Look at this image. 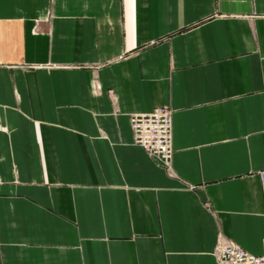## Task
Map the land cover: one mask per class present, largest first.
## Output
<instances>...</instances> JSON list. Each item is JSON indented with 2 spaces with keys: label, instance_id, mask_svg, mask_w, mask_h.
<instances>
[{
  "label": "crops",
  "instance_id": "crops-1",
  "mask_svg": "<svg viewBox=\"0 0 264 264\" xmlns=\"http://www.w3.org/2000/svg\"><path fill=\"white\" fill-rule=\"evenodd\" d=\"M173 112L164 169L130 118ZM264 0H0V264L262 254Z\"/></svg>",
  "mask_w": 264,
  "mask_h": 264
},
{
  "label": "built area",
  "instance_id": "built-area-1",
  "mask_svg": "<svg viewBox=\"0 0 264 264\" xmlns=\"http://www.w3.org/2000/svg\"><path fill=\"white\" fill-rule=\"evenodd\" d=\"M133 140L157 166L170 168L173 158V112L170 108H156L150 113L135 114L130 118ZM264 193V170L258 174ZM219 264H264L262 254L253 255L229 240H220L216 247Z\"/></svg>",
  "mask_w": 264,
  "mask_h": 264
}]
</instances>
